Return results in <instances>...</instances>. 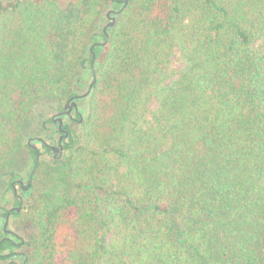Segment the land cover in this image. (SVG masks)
<instances>
[{
    "label": "trees",
    "instance_id": "1",
    "mask_svg": "<svg viewBox=\"0 0 264 264\" xmlns=\"http://www.w3.org/2000/svg\"><path fill=\"white\" fill-rule=\"evenodd\" d=\"M83 67L63 161L41 169L28 146L30 252L12 238L0 259L264 264V0H0V171L31 108Z\"/></svg>",
    "mask_w": 264,
    "mask_h": 264
},
{
    "label": "rangeland",
    "instance_id": "2",
    "mask_svg": "<svg viewBox=\"0 0 264 264\" xmlns=\"http://www.w3.org/2000/svg\"><path fill=\"white\" fill-rule=\"evenodd\" d=\"M106 11L107 9L103 8L102 15H104ZM109 21L110 19L108 18L103 19L104 24L108 23ZM173 60L174 70L178 71L181 68L180 60L177 56H175ZM88 85V74L86 72V67L78 68L72 74L70 85L62 99L63 101L53 98L41 100L39 103L33 106L29 113L25 116L20 131L18 150L13 155V157L3 165L0 171V209L5 211L16 205L14 195L8 190L9 182L13 179H19L22 180L24 184H26L28 182V174L33 170L34 171L31 178V186L29 191L23 195V193L17 189L16 194L23 196L24 202L27 200L29 195H31L33 192H36L34 189V179L37 177V168H34V158L32 157L27 146L29 140L32 139V142L34 141L36 147L38 148L39 158L37 165H39L41 169L55 166L63 161V156L60 159H53L51 154L41 148L36 140L40 138L45 140L47 144L54 145L58 134L56 132H52L55 130L56 126L52 125L48 119L52 114L57 112L62 107L70 94L81 95L86 92ZM87 102L88 98L85 101L77 102L80 112L82 113V119H84L87 115ZM44 122L46 123L45 127L43 126ZM63 122H65V124L74 131L81 129V122H70L67 118H64ZM47 128H51V130H48ZM51 133H53L52 137H50ZM64 154L65 153H63V155ZM22 207H24L23 204ZM67 220L68 217L62 219L57 229L55 246L58 253L66 252L73 244V238L68 233ZM2 226L3 221L0 222V231ZM7 229L14 232L17 238L20 239V241L17 240L20 245L15 251L22 254L29 253L32 237L35 231L32 214H30L27 210H21L18 216L10 217ZM0 235L2 236L1 232ZM10 259L13 260L15 264H21L22 261L21 258ZM7 262L8 260L4 264Z\"/></svg>",
    "mask_w": 264,
    "mask_h": 264
},
{
    "label": "flooded vegetation",
    "instance_id": "3",
    "mask_svg": "<svg viewBox=\"0 0 264 264\" xmlns=\"http://www.w3.org/2000/svg\"><path fill=\"white\" fill-rule=\"evenodd\" d=\"M79 96L80 95L70 96L66 100V102H64L62 107L57 112L52 114L50 116V118L48 119L52 125L56 126L55 130L52 132L53 133L56 132L58 134L57 138H56V142L54 143V145H49L46 143L45 140H42L40 138L36 140V142H38V144L40 145L41 148H43L46 152H49L51 154L53 159H60L63 156V153H64V147L63 146L65 143V139L67 138V137L65 138L63 131L66 130L68 132L67 128H65L67 125L65 124V122H63V119L67 118L68 121L69 120L72 122L76 121L74 116L80 110L78 105H77V102L80 99H82ZM71 98H73V99H71ZM72 103H75V105L73 106ZM65 110H67L69 112L68 115H65ZM77 122L80 123L81 119H79ZM60 123L62 124V126H61V129H58V126ZM45 125H46V123L44 122L43 126L45 127ZM51 128H47V129L51 130ZM53 133L50 134V137L53 136ZM41 141H43V142H41ZM32 144H35V142L34 141L32 142V139H31L30 143H28L27 146L30 147V145H32ZM31 150H33V149H31ZM33 152H35V155H36V153L38 154V156H36V158H37L36 163H38V158H39L38 148L36 147V150H33ZM33 171L28 174V182L26 184H24L22 182V180H19V179H13L9 182L8 190L11 191L12 194L14 195V200H15L16 205L5 210V211L3 209H0V222L3 221V226H2L1 231H0L2 234V236L0 235V237H1L0 240L3 239L4 237H8L10 239L8 241H11L12 238H17L16 234L14 232L8 230L7 227H8L10 217L14 216L12 214V212L20 213L21 208H22L24 198H23V196L16 194L17 189H19L23 193V195L29 191L30 186H31V178L33 175ZM18 197L21 198V201L18 199ZM10 258H15V256L10 257ZM10 258H8L6 260L0 259V264H4L7 260H8V262L6 264H15L13 262V260H11Z\"/></svg>",
    "mask_w": 264,
    "mask_h": 264
},
{
    "label": "water",
    "instance_id": "4",
    "mask_svg": "<svg viewBox=\"0 0 264 264\" xmlns=\"http://www.w3.org/2000/svg\"><path fill=\"white\" fill-rule=\"evenodd\" d=\"M126 4H127V1H125V4H124V5H126ZM111 12H112V11H109V12L107 13V18L110 19V21L107 23V25H106L105 27H111V26L114 25L115 18H114V17H109V14H110ZM105 29H106V28H103V33H104V36H105V41L103 42V44H101L102 46H104V45L107 43V41H108V34H107V32H106ZM98 45H99L98 43H94V44L90 47L92 60H91L89 66H90V69H91V70L93 69V63H94V60H95V54H94V52L92 51V49H93L94 47H97ZM93 83H94V80H92V81L89 83L86 92L83 93V94H81V95L79 96L80 98H85V97H87V96L89 95ZM71 99H73V98H71ZM72 105L74 106L75 103H72ZM68 114H69V112H68L67 110H65V115H68ZM61 126H62V124L60 123L59 126H58V129H61ZM63 133H64L65 138H66V137L68 136V132L65 130V131H63ZM41 142H43V141H41ZM28 143H30V140L28 141ZM30 148L33 149V150H36V146H35V144L30 145ZM60 148H61V147H60ZM36 156H38L37 153H36ZM18 199L21 201V198H20V197H18ZM8 240H10L8 237H4L3 239L0 240V245H1V243H2L3 241H8Z\"/></svg>",
    "mask_w": 264,
    "mask_h": 264
}]
</instances>
